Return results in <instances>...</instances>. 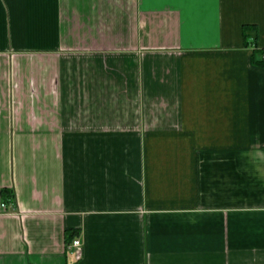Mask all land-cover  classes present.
Instances as JSON below:
<instances>
[{"label": "crops", "instance_id": "obj_1", "mask_svg": "<svg viewBox=\"0 0 264 264\" xmlns=\"http://www.w3.org/2000/svg\"><path fill=\"white\" fill-rule=\"evenodd\" d=\"M263 49L264 0H0V264H264Z\"/></svg>", "mask_w": 264, "mask_h": 264}, {"label": "trees", "instance_id": "obj_2", "mask_svg": "<svg viewBox=\"0 0 264 264\" xmlns=\"http://www.w3.org/2000/svg\"><path fill=\"white\" fill-rule=\"evenodd\" d=\"M264 53V49L261 50ZM251 60L253 63L257 64V65H264V61L263 59L259 58V53L257 50H254L252 52V56H251ZM1 194V198L3 199L4 202L8 201V199H13L14 198V192L11 189H8L6 187H3L0 191ZM72 238V237H71Z\"/></svg>", "mask_w": 264, "mask_h": 264}, {"label": "built area", "instance_id": "obj_3", "mask_svg": "<svg viewBox=\"0 0 264 264\" xmlns=\"http://www.w3.org/2000/svg\"><path fill=\"white\" fill-rule=\"evenodd\" d=\"M4 205V204H2ZM70 251L74 254L75 258H80L82 255V243L78 238L72 240L69 245Z\"/></svg>", "mask_w": 264, "mask_h": 264}]
</instances>
